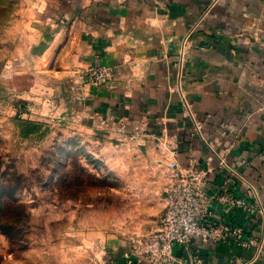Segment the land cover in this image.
Returning <instances> with one entry per match:
<instances>
[{"label":"crops","instance_id":"crops-1","mask_svg":"<svg viewBox=\"0 0 264 264\" xmlns=\"http://www.w3.org/2000/svg\"><path fill=\"white\" fill-rule=\"evenodd\" d=\"M76 6L59 15L58 30L38 49L59 95L90 67H109L112 86L71 91L85 115L102 114L142 134L124 141L171 143L182 166L220 164L207 193L241 195L264 209V0H80ZM163 112L165 128L154 117ZM200 125L204 132L196 134ZM234 216L262 241L258 249L197 240L178 253L195 264H264V210ZM128 251L115 264H128Z\"/></svg>","mask_w":264,"mask_h":264},{"label":"rangeland","instance_id":"rangeland-1","mask_svg":"<svg viewBox=\"0 0 264 264\" xmlns=\"http://www.w3.org/2000/svg\"><path fill=\"white\" fill-rule=\"evenodd\" d=\"M72 5L80 0H0V209L13 206L9 237L0 229V264H115L134 240L160 228L175 179L171 143L121 140L142 134L81 111L83 102L70 94L75 85L115 81L87 79L100 66L81 73L65 97L44 70L50 65L39 46L50 42L59 15ZM166 113L154 115L164 128ZM195 130L204 132L202 125ZM219 165L205 167L213 174ZM13 200L26 206L24 216ZM251 207L245 198L243 208L228 207L227 220H215L237 226L234 215H251Z\"/></svg>","mask_w":264,"mask_h":264},{"label":"built area","instance_id":"built-area-1","mask_svg":"<svg viewBox=\"0 0 264 264\" xmlns=\"http://www.w3.org/2000/svg\"><path fill=\"white\" fill-rule=\"evenodd\" d=\"M88 78L107 86L115 75L109 68L98 67L88 72ZM170 166L175 179L167 191V206L160 228L134 240L132 248L124 255L128 264H135L137 259L147 264H195L181 256L178 250L190 248L197 240L221 246L258 247L259 240L252 233L238 225L230 226L215 220L220 213L227 220L232 214L228 207L243 208L241 195L230 192L208 194L205 186L210 168H203L196 162L182 166L177 151L172 152ZM259 210L252 201L249 213L255 217Z\"/></svg>","mask_w":264,"mask_h":264},{"label":"trees","instance_id":"trees-1","mask_svg":"<svg viewBox=\"0 0 264 264\" xmlns=\"http://www.w3.org/2000/svg\"><path fill=\"white\" fill-rule=\"evenodd\" d=\"M13 202V205L15 206V208H17V209H19V210H21L20 211V213H19V215H20V217L21 216H24L26 213H25V205H23V204H19V203H17V201L16 200H13L12 201ZM13 206H11V207H2V209H0V229L3 231V233H5V234H7V232H8V229L9 230H11L12 229V225H9L7 222H6V219L7 218H9V215H8V213L10 212V210H11V208H12ZM28 215V214H27ZM7 236H8V234H7ZM9 237V236H8Z\"/></svg>","mask_w":264,"mask_h":264}]
</instances>
